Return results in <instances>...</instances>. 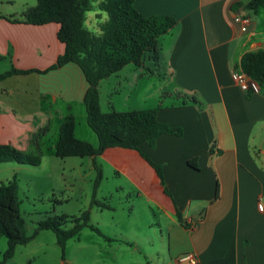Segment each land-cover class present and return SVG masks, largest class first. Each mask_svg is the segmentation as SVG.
I'll return each mask as SVG.
<instances>
[{
  "label": "crops",
  "instance_id": "obj_1",
  "mask_svg": "<svg viewBox=\"0 0 264 264\" xmlns=\"http://www.w3.org/2000/svg\"><path fill=\"white\" fill-rule=\"evenodd\" d=\"M250 1L137 0L145 17L169 16L177 24L159 39L158 61L147 55L142 66L130 64L100 83L104 113L158 109L161 123L183 130L139 151L111 148L95 159L104 180L122 179L123 193H136L155 219L165 220L159 221L161 247L138 251V264H264V213L258 210L264 201V86L254 95L232 79L245 54L264 51V9L245 10ZM26 9L0 12V74L20 71L0 79V144L42 152L53 179L64 180L70 169L95 180L93 158L86 174L83 160L54 153L69 116L76 138L99 146L87 128L89 84L75 64L51 69L64 52L59 26L24 23ZM236 13L251 20L247 32ZM142 154L162 167L165 185ZM23 170L14 167L13 176ZM188 255L196 262L185 260Z\"/></svg>",
  "mask_w": 264,
  "mask_h": 264
},
{
  "label": "trees",
  "instance_id": "obj_2",
  "mask_svg": "<svg viewBox=\"0 0 264 264\" xmlns=\"http://www.w3.org/2000/svg\"><path fill=\"white\" fill-rule=\"evenodd\" d=\"M137 0H99L98 9L106 13L108 19L99 23L100 33L96 34L86 26L87 14L94 10L95 0H37V5L27 8L23 14L26 24L41 26L55 23L59 26L58 40L64 45V52L51 69L67 64L77 65L89 84L84 98L87 112V124L96 134L99 146L76 138V120L69 116L61 125L55 146V156L66 158H93L96 170L92 204L110 209L96 199L104 176L102 168L95 161L111 148H123L139 151L143 143L154 145L162 135L181 137L183 130L161 123L158 109L133 110L129 112L111 111L104 113L100 104L99 86L103 80L120 72L130 64L142 66L144 59L150 55L158 61L160 54L159 39L174 28L177 21L169 16L145 17L135 7ZM241 5H238V9ZM245 10L258 11L264 9V0H251L242 5ZM101 20L102 14L96 16ZM50 69V70H51ZM240 69L260 87L264 86V51L245 54L240 62ZM20 71L12 70L0 74V79ZM39 135L34 138L35 146ZM142 157L156 170L165 185L161 166L148 156ZM42 152L30 154L22 152L10 145L0 144V165L16 163L32 167L42 164ZM19 181L17 175L6 184L0 186V239L5 237L8 249L4 260L15 256L18 246L32 241L41 231H52L56 235L57 244L64 252L68 241L77 237L85 228H90L106 238L96 227L90 224V211L71 219L73 226L66 228L67 216L49 218L39 223L34 235L26 234L25 221L21 215L19 199ZM218 198L219 192L217 191ZM179 220L181 213L177 211ZM107 239V238H106ZM108 241L112 242L111 239Z\"/></svg>",
  "mask_w": 264,
  "mask_h": 264
},
{
  "label": "rangeland",
  "instance_id": "obj_3",
  "mask_svg": "<svg viewBox=\"0 0 264 264\" xmlns=\"http://www.w3.org/2000/svg\"><path fill=\"white\" fill-rule=\"evenodd\" d=\"M95 1L94 10L87 14L86 26L99 34V23L105 22L108 16L99 11V0ZM36 5L37 0H0V12L7 9L19 12L22 8ZM99 13L102 14L101 20L96 18ZM77 159L84 161L82 165L88 174L89 158ZM22 166L24 170L17 176L18 195L28 236L34 235L39 223L49 218L67 216L65 227L70 228L73 226L72 218L90 211V224L98 228L107 239L85 228L77 237L68 241L63 252L54 232L41 231L28 244L18 246L15 256L5 261L8 242L2 237L0 264H138V251L144 248L155 253L161 247L159 221L164 223L165 220L155 219L145 203L137 200L136 193H123L120 189L122 179L118 181L105 175V179L108 177L109 180L103 179L96 199L110 209H102L92 204L94 177L89 178L84 173L78 177L76 172L68 169L64 180H57L53 179L52 166L48 162L39 167ZM14 167H19V164L0 165V186L13 178Z\"/></svg>",
  "mask_w": 264,
  "mask_h": 264
},
{
  "label": "built area",
  "instance_id": "obj_4",
  "mask_svg": "<svg viewBox=\"0 0 264 264\" xmlns=\"http://www.w3.org/2000/svg\"><path fill=\"white\" fill-rule=\"evenodd\" d=\"M234 20L238 25H240L242 32L245 33L248 31L251 20L247 16L236 13L234 16ZM232 79L243 92L254 95L260 93V85L256 81L248 77L243 71H234L232 73ZM258 210L259 212L264 213V201H260V203L258 204ZM185 260L191 261L192 263L196 262V259L193 255H188L187 257H185Z\"/></svg>",
  "mask_w": 264,
  "mask_h": 264
}]
</instances>
